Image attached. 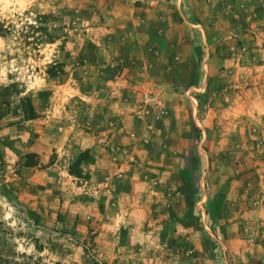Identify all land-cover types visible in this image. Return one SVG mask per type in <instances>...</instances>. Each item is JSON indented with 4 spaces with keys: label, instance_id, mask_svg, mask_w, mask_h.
Segmentation results:
<instances>
[{
    "label": "rangeland",
    "instance_id": "374dc122",
    "mask_svg": "<svg viewBox=\"0 0 264 264\" xmlns=\"http://www.w3.org/2000/svg\"><path fill=\"white\" fill-rule=\"evenodd\" d=\"M173 1L0 0V264H264V0Z\"/></svg>",
    "mask_w": 264,
    "mask_h": 264
},
{
    "label": "crops",
    "instance_id": "0c3cea01",
    "mask_svg": "<svg viewBox=\"0 0 264 264\" xmlns=\"http://www.w3.org/2000/svg\"><path fill=\"white\" fill-rule=\"evenodd\" d=\"M174 5H179V7H173L175 10H178V13H180L182 16H184L183 14H185V16L189 17L191 20V23H195V25L199 26V15L197 16V13H199V8L197 9L196 6L190 10L188 13H183L181 11V2L182 0H174ZM199 6V5H198ZM197 10V11H196ZM176 13V11H174ZM192 19H194V21H192Z\"/></svg>",
    "mask_w": 264,
    "mask_h": 264
}]
</instances>
